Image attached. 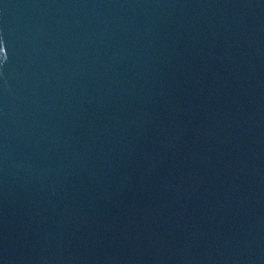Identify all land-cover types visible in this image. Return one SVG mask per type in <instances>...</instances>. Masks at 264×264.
<instances>
[{
	"label": "water",
	"instance_id": "water-1",
	"mask_svg": "<svg viewBox=\"0 0 264 264\" xmlns=\"http://www.w3.org/2000/svg\"><path fill=\"white\" fill-rule=\"evenodd\" d=\"M0 264H264V0H0Z\"/></svg>",
	"mask_w": 264,
	"mask_h": 264
}]
</instances>
